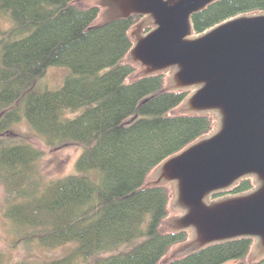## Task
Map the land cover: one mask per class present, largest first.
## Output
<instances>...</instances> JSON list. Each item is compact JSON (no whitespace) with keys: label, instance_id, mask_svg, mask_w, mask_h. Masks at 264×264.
Here are the masks:
<instances>
[{"label":"trees","instance_id":"1","mask_svg":"<svg viewBox=\"0 0 264 264\" xmlns=\"http://www.w3.org/2000/svg\"><path fill=\"white\" fill-rule=\"evenodd\" d=\"M75 1L0 0V183L15 241L65 249L42 264H262L246 262V238L167 258L188 234L162 230L169 192L147 179L209 134L213 118L175 112L189 93L166 90L165 74L141 76L126 60L139 17L103 23L97 4ZM253 13H264V0H217L192 16V29ZM52 66L68 70L62 85L36 91ZM21 121L44 150L8 136ZM72 145L80 148L73 172L43 182L37 161ZM252 188L240 180L213 199Z\"/></svg>","mask_w":264,"mask_h":264},{"label":"water","instance_id":"2","mask_svg":"<svg viewBox=\"0 0 264 264\" xmlns=\"http://www.w3.org/2000/svg\"><path fill=\"white\" fill-rule=\"evenodd\" d=\"M216 1L94 2L105 9L103 23L142 18L130 32L126 60L141 76L169 74L166 90L188 92L178 112L217 119L212 133L163 160L146 183L173 185L171 206L181 215L166 227L188 239L170 258L241 238L254 240V253L264 255V13L194 34L192 16ZM244 179L255 187L213 199Z\"/></svg>","mask_w":264,"mask_h":264},{"label":"rangeland","instance_id":"3","mask_svg":"<svg viewBox=\"0 0 264 264\" xmlns=\"http://www.w3.org/2000/svg\"><path fill=\"white\" fill-rule=\"evenodd\" d=\"M96 0H83L75 2L79 6L94 4ZM105 9L100 7L99 20L101 22L102 14ZM134 28V27H133ZM132 28V29H133ZM131 29V31H132ZM130 31V32H131ZM130 35V33H129ZM132 44H133V39ZM140 69H138L139 71ZM68 70L61 66H52L47 69L46 74L43 78L37 81L35 90L38 92L44 90H56L59 88L64 78L66 77ZM166 81L165 87L168 82L169 74H165ZM182 105L175 109L178 112ZM213 118L211 114H209ZM217 119L213 118V127L210 133L216 129ZM8 136L14 141H24L37 149L44 150L45 146L41 140L31 131L24 121L14 125L12 131L8 133ZM80 148L77 146H67L57 150L47 151L45 156L39 159L36 163L39 175L43 182H49L68 174H71L74 170V163L79 155ZM152 174V173H151ZM151 174L148 176L147 182L151 180ZM251 180L253 187L255 184ZM169 192V200L167 205V216L162 224L163 231H170L166 227V222L170 218L179 217L181 215L180 210L175 209L171 206L174 199V189L173 185H165ZM230 196V195H229ZM10 196L4 189V186L0 183V264H14L16 262L25 261L27 264H42L45 261L60 257L64 252V248H57L53 250L37 249V248H25L23 245L15 241L16 237L11 230V224L5 219L4 212L8 205V199ZM180 248V245L174 246L167 255L169 259L170 256ZM67 250V249H66ZM252 249L250 246L248 255L246 257V262L255 263L256 259L252 258ZM175 258V257H174ZM226 264H234L233 261L227 262Z\"/></svg>","mask_w":264,"mask_h":264},{"label":"flooded vegetation","instance_id":"4","mask_svg":"<svg viewBox=\"0 0 264 264\" xmlns=\"http://www.w3.org/2000/svg\"><path fill=\"white\" fill-rule=\"evenodd\" d=\"M142 18H140V20H141ZM139 20V21H140ZM253 245H254V240H251V249H252V247H253ZM252 254H253V256H254V258L257 260V262H263L262 264H264V255L262 256L261 255V257H257L256 256V254L254 253V250L252 249Z\"/></svg>","mask_w":264,"mask_h":264}]
</instances>
